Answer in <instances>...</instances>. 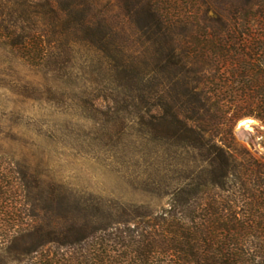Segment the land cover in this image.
Returning a JSON list of instances; mask_svg holds the SVG:
<instances>
[{
    "label": "trees",
    "instance_id": "16d2710c",
    "mask_svg": "<svg viewBox=\"0 0 264 264\" xmlns=\"http://www.w3.org/2000/svg\"><path fill=\"white\" fill-rule=\"evenodd\" d=\"M131 40L152 45L159 67L175 72L176 137L200 134L199 120L221 129L264 118V0H0V81L6 63L48 69L64 43L87 41L117 58L130 56ZM193 195L189 183L159 210L149 202L96 220L61 205L0 234V264H264V200Z\"/></svg>",
    "mask_w": 264,
    "mask_h": 264
},
{
    "label": "rangeland",
    "instance_id": "374dc122",
    "mask_svg": "<svg viewBox=\"0 0 264 264\" xmlns=\"http://www.w3.org/2000/svg\"><path fill=\"white\" fill-rule=\"evenodd\" d=\"M126 47L130 56L115 58L87 41L64 43L48 69L4 65L0 234L47 220L61 205L95 220L128 217L149 202L159 210L189 183L193 200H264V118L221 129L199 120L200 134L176 137L175 72L159 67L149 43ZM124 62L128 72L117 71ZM247 119L259 124L250 139L239 131Z\"/></svg>",
    "mask_w": 264,
    "mask_h": 264
},
{
    "label": "bare ground",
    "instance_id": "6f19581e",
    "mask_svg": "<svg viewBox=\"0 0 264 264\" xmlns=\"http://www.w3.org/2000/svg\"><path fill=\"white\" fill-rule=\"evenodd\" d=\"M259 124L251 119L244 120L240 123V135L245 139H250V135L247 133L252 131L254 126H258Z\"/></svg>",
    "mask_w": 264,
    "mask_h": 264
}]
</instances>
